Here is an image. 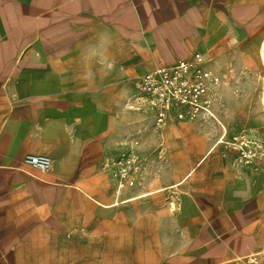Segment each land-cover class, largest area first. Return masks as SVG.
I'll use <instances>...</instances> for the list:
<instances>
[{
	"label": "crops",
	"instance_id": "1",
	"mask_svg": "<svg viewBox=\"0 0 264 264\" xmlns=\"http://www.w3.org/2000/svg\"><path fill=\"white\" fill-rule=\"evenodd\" d=\"M234 32L262 39L264 0H0V264H244L264 253V159L252 169L233 151L209 156L216 140L167 207L149 189L179 180L182 162L130 180L113 165L137 129L136 78L206 60Z\"/></svg>",
	"mask_w": 264,
	"mask_h": 264
},
{
	"label": "rangeland",
	"instance_id": "2",
	"mask_svg": "<svg viewBox=\"0 0 264 264\" xmlns=\"http://www.w3.org/2000/svg\"><path fill=\"white\" fill-rule=\"evenodd\" d=\"M260 40V37L234 32L227 41L221 45L212 46L204 52L206 61L220 75L217 101L213 106L212 113L221 121L225 129L211 116L173 123L179 128L180 137L176 142L180 153L172 154L174 152L171 150H176V147L169 146V137L173 139L177 137L176 127L169 129L172 125L169 123L162 135L156 133V130L151 128L150 111L140 104L137 101V96L134 95L130 107L135 112L133 124L137 126V129H133L135 135L131 141L119 143L121 152L115 159L134 158L139 167L136 173L138 176L147 171H152L154 175L161 174L163 169H171L173 160L178 159L179 162H182L180 166L183 168L181 178L206 155L209 148L221 137L223 131L224 140L227 141L240 134L245 135L251 141L264 140V112L259 95L263 75V66L258 55ZM168 129L170 133L172 132L168 133L169 136L167 135ZM222 146L218 149L215 148L209 156L220 154L223 150L233 151L227 145ZM234 157L236 156L234 155ZM116 171L118 172V170ZM130 178L132 177H129V180ZM128 185L129 183H126L122 188L124 189ZM160 188L161 185L158 184L149 190L156 191ZM156 194L162 195L163 202L167 207L169 200H172L170 196L175 192L169 189L166 192L161 191L153 195Z\"/></svg>",
	"mask_w": 264,
	"mask_h": 264
},
{
	"label": "built area",
	"instance_id": "3",
	"mask_svg": "<svg viewBox=\"0 0 264 264\" xmlns=\"http://www.w3.org/2000/svg\"><path fill=\"white\" fill-rule=\"evenodd\" d=\"M206 64L202 54L194 53L189 60L157 67L136 78L137 101L151 110L155 130L162 129L170 121L197 119L212 114L220 77ZM221 140L219 138L218 143L232 149L239 163L256 169L264 159V140L251 141L243 134L229 141ZM23 161L42 171L49 170L52 165L51 158L44 154H26ZM113 165L118 168L116 170L122 180L136 174L139 168L132 157L116 158ZM170 206L175 209L174 202H170ZM243 262L264 264V253H251L244 257Z\"/></svg>",
	"mask_w": 264,
	"mask_h": 264
},
{
	"label": "bare ground",
	"instance_id": "4",
	"mask_svg": "<svg viewBox=\"0 0 264 264\" xmlns=\"http://www.w3.org/2000/svg\"><path fill=\"white\" fill-rule=\"evenodd\" d=\"M258 55H259V58H260V62L263 66V75H262V84H261V92H260V102H261V105H262V108H263V112H264V36L262 37L260 43H259V46H258ZM137 98V97H136ZM138 99V98H137ZM214 121L218 122L219 124H221V121L212 113L210 115ZM222 125V124H221ZM223 126V125H222ZM224 127V126H223ZM225 129V127H224ZM226 132V131H225ZM172 133V132H171ZM170 133V134H171ZM219 138H222V140H224V131L221 133V137ZM221 140V141H222ZM216 144H219L218 143V139L216 141V143L213 145L214 147L216 146ZM210 147L208 152L209 153L214 147ZM193 169H191L190 171H188L182 178H180L179 180L169 184V185H166V186H163L161 187L160 190L162 191H167L169 189H174L176 187H178L179 185H181L188 177L189 175H191ZM123 184L121 183L120 186H122ZM143 194V193H142ZM176 207V206H175ZM172 208V207H171ZM170 209V208H169ZM172 212V210H171Z\"/></svg>",
	"mask_w": 264,
	"mask_h": 264
}]
</instances>
